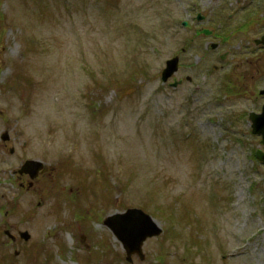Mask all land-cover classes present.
Returning <instances> with one entry per match:
<instances>
[{
	"label": "rangeland",
	"instance_id": "1",
	"mask_svg": "<svg viewBox=\"0 0 264 264\" xmlns=\"http://www.w3.org/2000/svg\"><path fill=\"white\" fill-rule=\"evenodd\" d=\"M263 32L264 0H0V264H264L263 100L238 77L258 94ZM27 157L58 167L37 192ZM133 205L162 232L129 263L104 219Z\"/></svg>",
	"mask_w": 264,
	"mask_h": 264
},
{
	"label": "water",
	"instance_id": "2",
	"mask_svg": "<svg viewBox=\"0 0 264 264\" xmlns=\"http://www.w3.org/2000/svg\"><path fill=\"white\" fill-rule=\"evenodd\" d=\"M202 16L199 15L198 18ZM204 32H209L208 29H203ZM257 42L264 43V34ZM216 42L212 43L214 47ZM178 55L166 60V65L161 71L163 80L168 79L178 68ZM178 81H173L171 84L176 85ZM251 120V127L254 133L261 134L260 142L264 144V104L259 112L251 111L249 114ZM9 137L8 131L2 133V138ZM256 156L264 161V150L257 148L255 151ZM44 162L37 158H27L21 164L20 170L30 172L34 177L40 168L44 167ZM105 224L112 230L114 235L121 241L125 252L126 259L132 261V255L137 254L140 259H144L145 253L142 244L147 237L158 235L162 232V227L156 219L141 207L130 206L123 211H116L108 214L105 218ZM20 236L24 239L30 237L28 230H21ZM17 252V251H16Z\"/></svg>",
	"mask_w": 264,
	"mask_h": 264
},
{
	"label": "flooded vegetation",
	"instance_id": "3",
	"mask_svg": "<svg viewBox=\"0 0 264 264\" xmlns=\"http://www.w3.org/2000/svg\"><path fill=\"white\" fill-rule=\"evenodd\" d=\"M199 12L200 11H198L197 14L195 15V17H194L195 19H196V16L199 15ZM200 15L203 16V18H201V19H204V17L206 16V14L205 13H202V12H200ZM201 28L202 27H196V33L201 32ZM210 29L212 30V28H210ZM211 33H214L215 34V32H213V30L211 31ZM262 34H264V32L261 33V35ZM261 35L259 37H256L255 40H254V43H257V44H255V46H256L255 48H257L258 50H264V44L262 42H257L258 41L257 39H259L261 37ZM212 42L213 41H211V43H210V46L211 47H212ZM218 44H219V42H217V44H216L215 47H217ZM225 56H226V53L225 52L219 53V58L224 59ZM251 62H253V60L250 59V62H248L249 63L248 66L250 67V69L252 67L251 64H250ZM255 62H256L255 64L258 65L259 62L258 61H255ZM236 64L238 66L241 65L240 62H238ZM242 64H245L246 65V62L245 63L242 62ZM258 69H259V80L260 81L262 79L264 80V61H263V63H259ZM248 76L251 78V80L250 79L247 80L245 82V85H243L242 94L243 95L249 94V96H250V94L253 95L252 96V100L253 101H256L258 99H262L263 100L262 103H261V107H260L259 110H250L249 111V113H248V118H249V114H250L251 111L259 112L261 110V108H262V105L264 104V84L260 88H258V90H257L258 94H255L254 95L255 88H252V83H253V81H254V84H256L258 82L255 79V74L254 73H250L249 71L244 70V69L239 70L238 77H241L242 79L245 80V79L248 78ZM227 78L229 80L228 81V84L226 85V86H229L227 88H230V89L235 88L236 89L237 86L234 84L235 83L234 80L236 79V77H229V76H227ZM250 126H251V121H250ZM3 144L4 145H7L8 142L5 141V142H3ZM9 148H10L11 151H13V147L12 146H10ZM57 170H58L57 165H53L51 163H48V166H46L45 169L44 168H41L34 177H31L30 176V172H26V171H22V170L20 171L19 170V167H17V168H14L13 176L16 179V183H17V186H18L19 191H23L24 190V191H36L37 192V190H38V184L41 182V180L43 178H48V179L53 178L55 176V173L57 172ZM4 206H6V208H7V209H5V212H4L6 214L7 213V210H8V205H6V203H4L3 207ZM12 228H14V230H16L17 233H18V231L20 229H23V228H21L18 225L17 226L10 227L7 223H4L2 229H3V233L7 237V243L8 244L18 241L17 239L19 238L17 235L16 236H13L12 235V237H10V233L13 232ZM13 233H11V234H13Z\"/></svg>",
	"mask_w": 264,
	"mask_h": 264
}]
</instances>
